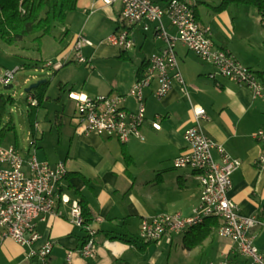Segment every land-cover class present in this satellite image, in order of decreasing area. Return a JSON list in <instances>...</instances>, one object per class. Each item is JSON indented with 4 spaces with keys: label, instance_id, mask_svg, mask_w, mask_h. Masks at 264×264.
I'll use <instances>...</instances> for the list:
<instances>
[{
    "label": "crops",
    "instance_id": "crops-1",
    "mask_svg": "<svg viewBox=\"0 0 264 264\" xmlns=\"http://www.w3.org/2000/svg\"><path fill=\"white\" fill-rule=\"evenodd\" d=\"M222 1L192 0L190 3L200 23L211 26L215 45L229 49L243 64L260 72L259 77L264 83V67L260 66L255 55H251L249 47L253 48L256 41H251L239 28L240 15L250 5L232 3L223 10H214L213 6ZM110 6L102 7L95 0L85 7V11L89 14L91 7L97 10ZM251 12L256 19L254 9ZM118 15L121 16V11ZM257 15L260 21L258 10ZM164 22L174 33L168 17ZM122 27L123 23L118 18L112 32ZM134 30L135 47L139 45L137 36L140 35L143 37L141 49L150 36L154 40L160 39L152 31L144 32L140 27ZM260 36V41L264 42L262 27ZM110 46L113 49L99 46L94 52L123 59L129 57L128 51L132 49L121 48L123 55H119L114 48L120 47ZM163 46L164 41L158 51ZM176 50L187 91L177 81L161 98L154 93L156 81L145 88L146 121L141 128L144 140L133 136L122 143L114 137L95 132L78 133L73 116L70 120L72 130L64 128L63 131L65 120L64 115H60L58 128L61 136L57 145L46 151L45 147L38 149L41 147L37 141L34 142L36 149L29 150L28 154L36 153L40 161L66 164L68 174L62 182V193L72 201H79L81 196L87 199L92 217L90 224L97 230L96 255L87 259L80 251L87 233L71 221V203L59 201L58 213L47 214L45 220L37 223L41 238L35 246L40 247L46 241L52 243L49 264H221L225 261L250 264V259L239 250L237 242L221 235L218 227L207 232L206 225H199L171 232L152 242L143 241L139 236L141 222L146 217L179 212L183 218H189L195 214L202 194L201 183L192 170L176 168L173 164L178 155L189 150L184 134L195 123L192 110L195 105L203 106L207 111L208 118L202 125L209 137L242 161L232 174L229 197L237 204L240 214L257 216L261 221L250 233L264 254V163H257L264 142L255 137L258 130L264 128V97H255L250 87L218 74L215 65L202 60L195 52L199 59L188 55L191 50L186 46L179 43ZM74 53L71 49L70 54ZM148 59H142L133 77L111 80L109 93L127 94L140 78V66L144 61L148 63ZM70 92L69 98L73 100ZM126 106L134 109L135 101L128 97ZM157 116L160 117V129L153 126ZM40 128L35 129L36 139H40L37 138ZM44 136L42 130L41 139ZM5 139L0 140V144L14 145L5 144ZM213 152L220 160L218 151L214 149ZM202 234L205 236L200 239ZM69 251H73L70 261L67 258ZM28 252L27 246L2 236L0 229V264H38L37 259L28 258Z\"/></svg>",
    "mask_w": 264,
    "mask_h": 264
},
{
    "label": "built area",
    "instance_id": "built-area-1",
    "mask_svg": "<svg viewBox=\"0 0 264 264\" xmlns=\"http://www.w3.org/2000/svg\"><path fill=\"white\" fill-rule=\"evenodd\" d=\"M102 7L120 2L123 27L110 33L102 43L129 50L136 46L135 27L144 32L152 31L164 41L163 48L154 54V61H148L144 75L137 79L127 94L109 93L100 96L71 91L70 97L76 101L77 110L73 116L75 130L78 133L95 132L101 136L118 139L119 132H127L128 141L135 136L144 140L141 128L146 121V98L142 90L156 81L155 96H165L177 81L186 89V82L177 58V45L180 43L195 52L202 60L216 66L217 73L240 84L250 87L255 97H264V83L257 71L243 64L227 48L217 47L213 40L211 26L198 20L194 6L189 0H96ZM95 7L89 9V14ZM168 17L175 29L171 33L165 25ZM264 25V15L260 16ZM94 46L87 37L76 38L72 50L80 63H90L91 58L84 56L82 49ZM47 66L61 67L62 63H49ZM15 71H7L0 82L10 85ZM214 77V75H211ZM128 97L135 101V108L126 106ZM33 106L39 104L34 95L28 96ZM195 118L193 126L184 134L189 150L178 155L174 161L176 168H188V164L199 162L206 165V172L196 174L198 180L208 181V189L201 196L193 217L183 218L179 212L165 213L142 220L139 236L143 241H158L165 235L183 229L187 221L202 220L203 212L217 211L221 214L219 233L231 237L237 242L239 250L250 259V264H264L255 237L250 230L261 221L257 216H244L239 213L237 204L229 197L232 187V174L242 161L233 157L223 145L213 141L203 128V120L208 118L203 106L192 108ZM153 126L160 129V117ZM38 121L34 128L38 129ZM32 134V133H31ZM255 137L264 142V128H260ZM214 149L220 160L214 156ZM258 165L264 163V149ZM68 170L65 163L52 164L40 161L36 153L23 156L15 145L0 144V229L1 235L10 237L29 248L28 258L37 259L38 264H49L52 243L46 241L40 247L35 243L41 238L37 223L45 220L47 214H57L59 201L71 203V221L82 227L87 235L80 249L83 257L92 259L96 255L97 230L85 223L81 205H72V200L62 193V182ZM73 251L68 252L71 260ZM221 264H232L225 261Z\"/></svg>",
    "mask_w": 264,
    "mask_h": 264
},
{
    "label": "rangeland",
    "instance_id": "rangeland-1",
    "mask_svg": "<svg viewBox=\"0 0 264 264\" xmlns=\"http://www.w3.org/2000/svg\"><path fill=\"white\" fill-rule=\"evenodd\" d=\"M93 2L95 0H78L76 9L68 13L64 23L53 25L50 34L42 38L40 46L33 40L34 35L27 36L12 45L0 40V78L7 71L16 70L10 82L11 88H6L7 85L0 82V92L11 99L9 114L16 126L15 131L7 135L4 143L16 145L23 156H27L29 150L36 149L37 145L34 142L37 141L41 147L38 149L45 147L46 151L57 145L61 136L58 128L60 115H64L65 120L62 130H72L70 120L75 115L77 107L75 101L69 98L71 90L82 91L91 96L106 95L111 89V80L133 77L142 59L151 58L163 45L162 40H154L150 36L141 49L140 43L143 37L140 35L137 36L139 45L128 51V58L96 55L94 51L99 46L113 49L109 44L102 43V40L116 27L118 18L120 21L123 19L118 15L122 9L120 2L107 8L95 9L89 15L85 7ZM251 9H254L256 19L252 17ZM244 11L240 15L239 28L241 32L242 29L246 32L251 41H256L253 48L249 45L251 55H255L254 58L260 60V66L264 67V42L260 41V27L264 28V26L259 21L255 6L250 5ZM80 35L94 43V46L83 48L84 56L88 59L92 58L87 64L78 62L75 53L70 54L76 38ZM114 49L119 55H123L121 48ZM188 53L199 59L194 52L188 51ZM49 63L65 64L60 68L47 66ZM42 80L50 82L42 105L37 108V121L41 128L37 137L40 139H36L35 135L29 134L32 129L28 116L30 104L27 100V88ZM74 107L75 112H73ZM9 114L4 122L9 119ZM42 130L45 136L41 139Z\"/></svg>",
    "mask_w": 264,
    "mask_h": 264
},
{
    "label": "trees",
    "instance_id": "trees-1",
    "mask_svg": "<svg viewBox=\"0 0 264 264\" xmlns=\"http://www.w3.org/2000/svg\"><path fill=\"white\" fill-rule=\"evenodd\" d=\"M77 2L78 0H0V40L12 45L27 36L34 35L33 40L40 46L42 38L50 34L53 25L64 23L68 13L76 9ZM232 3L253 5L257 8L260 15H264V0H223L219 5L213 7L214 10H223ZM147 64L144 61L140 66L138 70L139 77L144 75ZM257 73L259 74L260 72ZM49 82V80H44L37 88L28 92V96L34 95L39 100L37 106H33L29 102L28 116L33 132L32 135L35 133L34 123L37 121V108L42 105ZM10 104V97H6L5 94L0 92V140L5 139L7 134L15 131L14 120L9 114ZM8 114L9 119L4 122ZM79 203L82 207L85 223H90L92 217L87 199L81 196ZM219 223L218 218L208 217L203 222L189 228L206 225L208 232L211 228L218 227ZM202 236H205V234H202L200 239Z\"/></svg>",
    "mask_w": 264,
    "mask_h": 264
},
{
    "label": "bare ground",
    "instance_id": "bare-ground-1",
    "mask_svg": "<svg viewBox=\"0 0 264 264\" xmlns=\"http://www.w3.org/2000/svg\"><path fill=\"white\" fill-rule=\"evenodd\" d=\"M148 61H154V55L151 58H149ZM142 98H145L144 90H142ZM118 140L122 143L128 142L127 132H119ZM58 163H64V162H58ZM188 169L192 170L195 174H202V173L206 172V165L199 163V162H192L191 164H188ZM200 183L202 186L201 196H204L205 190L208 189V181H201ZM79 204L80 203L78 200L72 201V205H79ZM208 217H216V218L221 220L220 212H217V211L203 212V219L202 220L187 221V223H185L183 229H180V230H184V229L189 228L193 225L199 224V223L203 222ZM219 228H221V223L218 226V232H219Z\"/></svg>",
    "mask_w": 264,
    "mask_h": 264
},
{
    "label": "water",
    "instance_id": "water-1",
    "mask_svg": "<svg viewBox=\"0 0 264 264\" xmlns=\"http://www.w3.org/2000/svg\"><path fill=\"white\" fill-rule=\"evenodd\" d=\"M44 80L42 81H39L38 83H35V84H32L30 87L27 88V92H29L30 90L34 89V88H37L41 82H43ZM12 85H7L6 88H11Z\"/></svg>",
    "mask_w": 264,
    "mask_h": 264
}]
</instances>
